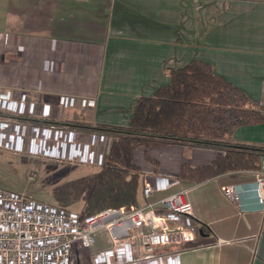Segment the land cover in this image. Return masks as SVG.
<instances>
[{
  "label": "crops",
  "instance_id": "1",
  "mask_svg": "<svg viewBox=\"0 0 264 264\" xmlns=\"http://www.w3.org/2000/svg\"><path fill=\"white\" fill-rule=\"evenodd\" d=\"M193 60L210 64L264 113V0H0V92L24 96L35 115L46 105L52 120L85 134L126 127L134 100L166 84L169 69ZM61 96L93 106L63 109ZM233 141L264 148V123L239 128ZM163 142L170 145L174 171L160 172V160L152 158V169L140 167L148 179L176 178L181 164L189 163L176 149L191 145ZM215 155L205 147L201 161L189 164L207 165ZM68 171L65 177L79 183L84 172L93 174L76 166ZM258 171L264 172V154ZM84 177L83 192L94 180ZM251 180L233 173L198 184L182 181L196 234L182 249H166L177 252L176 264H264V212ZM229 184L240 186L239 201L223 196L221 188ZM56 204L77 213L70 203ZM99 235L106 241L96 246ZM109 246L100 232L91 250H73L71 264L81 252L90 253L94 264V254ZM164 251H154L158 264H166Z\"/></svg>",
  "mask_w": 264,
  "mask_h": 264
},
{
  "label": "built area",
  "instance_id": "2",
  "mask_svg": "<svg viewBox=\"0 0 264 264\" xmlns=\"http://www.w3.org/2000/svg\"><path fill=\"white\" fill-rule=\"evenodd\" d=\"M76 104L69 96L58 100L63 109ZM79 104L90 107L93 101L81 99ZM35 111L34 104H29L24 96L0 92V149L25 151L32 157L99 170L105 150L98 155L93 148L106 147L103 144L109 141L107 132L98 129L85 134L48 122L46 105L40 107L39 115ZM34 117L36 124L21 123L24 118ZM237 173L252 179L248 184L264 212V172ZM181 183L178 178H144L139 206L129 210L106 209L83 219L74 211L0 188V264H71L73 250H89L97 234L103 231L110 246L94 254V264H158L154 256L157 249L165 250L162 255L166 264H176L177 252L166 249H182L196 234L192 208L185 198L188 189L181 187ZM239 187L223 186L222 194L233 202L239 201ZM167 191L153 200L154 193Z\"/></svg>",
  "mask_w": 264,
  "mask_h": 264
},
{
  "label": "trees",
  "instance_id": "3",
  "mask_svg": "<svg viewBox=\"0 0 264 264\" xmlns=\"http://www.w3.org/2000/svg\"><path fill=\"white\" fill-rule=\"evenodd\" d=\"M167 76L168 82L151 95L134 100L126 127L101 128L112 139L107 142L102 165L78 213L81 219L106 209L129 210L140 205L145 175L134 158L143 149L144 159L155 165L147 154L151 141H172L216 151L207 165L181 164L176 178L185 183L198 184L222 175L259 170L264 148L245 147L233 141L239 128L264 123L263 111L252 105L249 95L200 60L169 69ZM201 232L204 233L202 227Z\"/></svg>",
  "mask_w": 264,
  "mask_h": 264
},
{
  "label": "rangeland",
  "instance_id": "4",
  "mask_svg": "<svg viewBox=\"0 0 264 264\" xmlns=\"http://www.w3.org/2000/svg\"><path fill=\"white\" fill-rule=\"evenodd\" d=\"M80 100H77V104L73 108H83L79 104ZM24 119L25 120L23 121L21 120V123L25 124L26 126H31L37 122L36 117ZM46 121L54 123L55 125L66 127L68 129L72 127L65 125L66 122L61 121L57 123L52 120L50 116L47 117ZM107 136L109 138L108 133ZM111 139L112 138H109V141H111ZM103 145H107V142ZM98 146L99 145H97L95 149L93 148V150L97 151L99 155L102 150H105V148H102L101 145L99 147ZM168 146L170 145L163 141H151L148 143L147 154L151 158H157L160 160V172L166 175H172L171 173L174 171V166L176 164L174 162V157L171 155V152L168 149ZM176 150L177 153L181 155V158L184 160V162L189 161V163L192 165H197L201 161L199 154H205V148L198 146L192 147V145L186 147V149L177 148ZM182 150L184 151L180 154L179 152H182ZM134 163L143 170L146 168L152 169L154 167L152 163L144 159L143 149L136 152ZM72 166L89 168L92 170L93 174L91 175V172L85 174L84 172V175L81 178L82 181H80V183L76 180V177L72 178V176L69 177V175L68 177L70 179L67 180L68 177H65V175L69 172L68 170H70V167ZM96 171H98L96 168L89 167L88 165L56 162L44 157H32L25 151L15 152L8 149H0V188L24 193L33 199L55 206L57 205L56 203L59 202L70 203L74 208L73 210L77 211V213H80L82 210L88 190L90 188L89 187L86 189L85 192L81 191L80 188L84 187L86 181L88 180V178H85L84 176L89 178L93 177L94 179V173ZM83 178L86 181H83ZM145 178H147V176ZM155 194L157 193H154V196ZM58 206L60 207L61 205ZM102 236L99 235L97 237L98 243L96 246H99L100 242L106 241L105 236ZM88 254L90 253L81 252L80 258H77V260L74 259L73 263L92 264L90 263L91 256H88Z\"/></svg>",
  "mask_w": 264,
  "mask_h": 264
}]
</instances>
